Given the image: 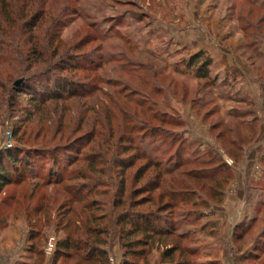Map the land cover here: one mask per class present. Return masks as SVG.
I'll return each mask as SVG.
<instances>
[{"label": "rangeland", "instance_id": "rangeland-1", "mask_svg": "<svg viewBox=\"0 0 264 264\" xmlns=\"http://www.w3.org/2000/svg\"><path fill=\"white\" fill-rule=\"evenodd\" d=\"M31 11L42 13L36 31L43 39L48 42L57 32L58 39L63 42L62 48L73 60L101 64L98 70L89 72L61 71L81 83L93 82L95 91L86 98L36 108L30 94L19 92L24 88L31 90L28 77L31 72ZM252 43H256L257 48ZM199 46H206L204 50L218 64L215 71L219 78L214 86L204 85L203 80L194 78L193 72L182 75L179 71L186 69L183 64ZM211 49L220 60L213 57ZM50 51L49 48L45 53ZM257 54L264 56V0H0V146L8 141L25 148L39 147L49 152L48 159L50 148L59 146L62 149L59 160L69 167L67 176L71 171L89 173L88 159L93 160V155L97 157V172L91 176L86 174L90 179L66 180L62 186L45 187L42 180H31V193L34 186L39 185L31 194V213L34 207L42 205L35 218L39 220L38 226L44 223L48 226L47 237L54 234L59 240L67 233H75L89 238L90 227H108V233L103 236L107 239L104 247L110 253L111 263L121 264L124 249L116 219L119 213L130 209L134 200L147 195L136 197L133 192L145 181H136L135 174L138 164L145 160H137L136 166L120 174L121 164L135 158L136 151L129 146L134 142L142 145L147 155L151 154L164 164L169 160L176 163L188 159L190 163L182 169L200 167V160L208 158L211 152L231 163L236 179L225 189L231 198L226 201L228 203L218 206L221 203L211 201L209 189L202 188V181L192 186L195 193H188L190 201L184 204L181 198L169 209L173 211V219L180 221L177 230L190 231L187 238H173V242L180 244V249H196L194 255L193 252L188 255L187 251L183 256L192 264H208L209 254L221 264L226 263L227 258L232 264H264V251L259 250L264 236V192L257 189L253 192L251 187L255 185L251 183L253 176L261 171L258 161L264 153L263 142L245 151L241 164L235 163L223 149L225 141L236 139L246 143L252 135L251 127L240 125L238 118H227V114L252 110L257 115L263 114L264 124V58ZM110 59L113 61L108 62ZM223 65L238 67L240 74L230 72L229 68L225 71ZM95 78L99 81L95 82ZM19 80L23 82L17 85ZM129 83L131 86H127ZM122 87L139 89L138 92L143 93L134 95L137 91L128 90L127 100L118 92ZM210 99L213 102H208ZM217 99L220 111L215 104ZM141 103L145 109L150 106L149 112H156L158 119L172 123L182 119L184 125L164 124L158 132L153 131V127L161 123L158 120L150 124L142 122L145 111L139 106ZM252 117L251 114L244 116ZM227 121L231 123L225 126ZM217 122H221L219 126L215 125ZM91 129L94 135L84 134ZM225 129L220 141L218 133ZM154 132L157 136L152 135ZM122 133L132 137L133 142L129 138L120 141ZM107 136L114 138L106 142ZM178 149H182L181 156ZM76 156L79 160L69 165ZM95 182L101 183L99 188L82 202L74 201L72 191H67L71 185L81 188L79 194H83L90 189L83 185ZM166 187L163 185L154 192L159 205L168 201L159 196ZM261 188L264 191V183ZM237 192L240 197L235 198ZM5 193L28 198L30 189L19 187ZM201 195L210 200L209 205L202 206ZM122 198L126 200L125 206L117 204ZM14 200L12 205L16 204ZM92 201L96 203L85 209L86 203ZM28 202L25 200V205ZM136 209L153 210L156 205L147 202ZM205 211L212 212L211 218L219 219L227 227L222 237L218 223L204 227L210 219ZM249 214L258 221L243 240H236L241 250H249L245 254L235 250L231 230ZM65 225L68 228L65 229ZM255 252L260 254L259 260L253 257ZM161 253L160 247H154L148 259L135 260L140 264H163ZM54 257L55 253L52 260Z\"/></svg>", "mask_w": 264, "mask_h": 264}, {"label": "trees", "instance_id": "trees-1", "mask_svg": "<svg viewBox=\"0 0 264 264\" xmlns=\"http://www.w3.org/2000/svg\"><path fill=\"white\" fill-rule=\"evenodd\" d=\"M41 16L42 13L40 15V13L31 11V72H28V77L31 80V90L30 88H24L19 92L30 94L31 102L36 108L45 106L49 103L68 102V100L74 98H86L95 91L93 82H91V84L81 83L72 77H67L61 71L86 70L89 72L98 70L101 64H82L80 60H73L71 55L67 53L68 51L62 48L63 42L58 39L57 32L48 39V42L46 39H43L38 35V31H36L39 27L38 23ZM252 44L254 45V48H257L256 43ZM249 45H251V42ZM9 46H13V44H10ZM49 48L52 51L45 53ZM257 56L264 58L261 54H257ZM111 61H113V59H110L108 62ZM40 64L45 66L41 67ZM183 65L186 69L179 70L182 75H187L186 72H193L194 78L197 80H203L205 82L204 85L214 86L217 84L219 76L215 71V66L217 67L218 64L207 51L199 50L196 53H192L186 64ZM227 79L228 76L224 81L226 82ZM96 80L99 81V78H95V82ZM127 86H131V83ZM128 90L137 91L134 95H142L143 93V91L142 93L138 92L139 89H129L126 87H122L118 92L121 97L128 100ZM141 98L146 100L145 97ZM217 101L219 102V99H217L215 103L219 109L221 108V104L217 103ZM245 101L240 100V102ZM208 102L213 101L210 99ZM249 102L253 103V105L255 103L252 99H250ZM139 106H141L142 109L144 108L142 103L139 104ZM147 108H144L145 112L143 113L145 119L141 117L140 119H143L142 122H145L146 124L158 120L161 124L157 127H153L152 130L155 132H158V129L162 128L164 124H176L178 126L184 125L182 119H177V123H172L171 120L167 121L166 119H158L157 113H150V106ZM247 114H251V116H253L252 119L244 118ZM227 118H238L236 120L240 125L251 127L250 130L252 135L250 136L249 142L241 143L236 139H231L227 142L225 141L226 147H223V149L227 156L235 163H238L242 160L248 145L254 142L257 138L261 119L255 111L252 110L246 111L245 113H234ZM221 122H217L215 125L219 126ZM230 123L231 121H227L225 126ZM228 130L229 132H232L231 128ZM225 131L226 129L218 133L220 141L224 137V133H226ZM86 132L84 134H90V137L95 134L92 129L87 130ZM155 132L152 135H155ZM127 136L129 135L122 133L119 136L120 141H124V138H129L128 140L133 142L132 137ZM112 137L113 136H107L106 142L112 140L114 138ZM130 144L131 145L129 146L136 151L135 158L127 164L122 163V171L119 173L123 175L127 168L136 166L137 160H145L144 163H141L140 165L138 164L135 171L136 181H145L143 185L135 189L133 192H135L134 195H136V197L145 193H147V195L134 200L130 209H126L119 213L116 219L115 225L117 224V227L119 228L117 233L119 234L121 245L124 249L121 264H140L135 259L141 258L145 261L150 256L154 247H160L162 249L161 261L163 264H192L190 259H185L183 256L187 251H189L187 253L188 255L191 254L190 252H193L192 255H194L196 249H192L191 247H182L180 249V244L173 242V238H187L190 231L177 230L180 226V221L173 219V211H169V209L175 207L181 198L184 204L190 201L188 193H195L192 186L195 183L202 181L204 182L202 188L209 189L210 197L213 199H211V201L214 203H221L225 196L226 187L236 177L235 168L225 160L222 155L211 152L212 155H209L208 158L200 160V167L182 169L190 163L188 159L176 163H171L169 160L164 164L162 160L154 159L151 154L147 155L146 149L142 145H135L134 142ZM222 144L224 145V143ZM23 146L20 147L19 143H16L13 147L0 151V224H6L12 217H24L31 226V238L34 241L33 246L38 253L45 255L43 247L41 249L40 245L41 240L46 239L47 237L46 229L48 226L45 227V223L43 224L44 226H38L39 220L35 218L38 211L42 209V205L34 207L32 209L34 212L31 213V197L33 192H36L39 187V185L36 184L31 193V180L40 179L43 181L42 186L45 187L51 185L62 186L66 180L90 179V176L97 172L95 167V158L97 157L93 155V160H91V157L88 159L90 162L89 166H87L89 173L85 171H71L70 175L67 176V168L69 167L66 168V165L63 166L59 160V154L62 152V149H60L59 146L52 149L50 148L51 155L49 159L47 156L49 153L48 151H44L39 147L25 148ZM231 146L234 148L232 149ZM42 147L48 149V147ZM44 152L46 153L43 154ZM177 152L181 156L182 149H178ZM94 154H96V152ZM76 160H79V157L76 156L74 160L69 162V165L74 164ZM46 167L47 170L44 171ZM86 174L90 176H87ZM205 181H209V184L206 185ZM122 183H124V181H122ZM262 183H264V178L256 185L257 190H260V192H264L261 188ZM100 184V182H95V184L85 183L83 185L84 188L90 187V189L83 194H79L81 188H76L71 185L68 187L69 190L67 191H72V199H74V201L82 202L88 196L92 195ZM163 185H167V189H163V192L159 196L160 198H168V201L159 205L154 197V192L162 188ZM26 186L30 189L28 198L25 196H19L17 198L16 193H10L9 196L8 193H5L6 190H12L13 192L15 188H24ZM122 187V194L124 196L125 187L123 184ZM201 196L204 199L202 206L209 205L210 200L206 199L207 197H204L203 195ZM15 197L16 200H14ZM13 200L16 201V204H14L15 206L12 205ZM25 200H29L27 205H25ZM21 201L23 203H21ZM147 202L154 203L156 209H136L138 206ZM95 203L96 201L89 202V204L86 203L87 205H85L84 208L87 209L88 205ZM117 204L125 206L126 200L122 198ZM164 211L169 212L165 214ZM257 221L258 219L253 217L248 223L237 228V231L235 232V239L237 242H240L245 238V235L254 228ZM216 223L217 222L214 221H208L205 223L204 227L206 225L211 227L212 225H216ZM66 228H68V226L65 225V229ZM108 231V227L101 229L90 227L88 230V233L90 232L89 238L76 236L75 233H67V235L58 240L53 264H60L61 262L64 264H112L110 253L104 247V245L107 244V239L103 236L106 235ZM259 239L257 241L258 246L261 245ZM261 239L263 242L259 250L264 251V236ZM239 249H241V246ZM256 253L257 252L254 253L253 257L259 260L260 254ZM208 258V264H221L219 259H212L211 254L208 255Z\"/></svg>", "mask_w": 264, "mask_h": 264}, {"label": "crops", "instance_id": "crops-1", "mask_svg": "<svg viewBox=\"0 0 264 264\" xmlns=\"http://www.w3.org/2000/svg\"><path fill=\"white\" fill-rule=\"evenodd\" d=\"M205 48H207V47L206 46L205 47L199 46L196 48L195 53L199 50H204ZM211 53H212L214 58H216L217 60H220L219 57H217L214 54V51L212 49H211ZM221 62L223 64V61H221ZM223 66L226 68L225 71H227L229 68L230 72H232L234 74H240L241 69H239L238 67L235 68V67L229 66V65H223ZM236 113H238V112H236ZM239 113H241V112H239ZM227 115L230 116L231 114L229 113ZM258 116L261 119L259 134H258L257 138L254 140V142H252L246 148V151L253 149L254 147H256V145L258 146L259 143L263 142V152H264V131H263L264 124H263V119H262L263 114L258 115ZM262 154H263V156H261L260 160L258 161V166L261 167V171L259 170V175L253 176V178L251 180V183L255 184V185L251 186L253 188V192L256 191V189H257L256 188L257 183L264 178V162H263L264 153H262ZM242 161L243 160H241L238 164H241ZM235 179H236V177H235ZM246 191H247L246 199L248 200V198H249L248 190H246ZM251 194H252V191H251ZM237 197H240V193H238V192L235 193V198H237ZM232 198H234V195ZM228 199L231 200L230 195H228L227 191H225V196L223 198V201L221 202V204H218V206H223L225 203H228V202H226V201H228ZM205 213H206V211H205ZM207 213H206V215H210L209 221L217 222L219 224V226L221 227V228H219L220 229L219 232H220V236L222 237L223 231L224 230L227 231L226 230L227 227L225 228L224 224L220 223L219 219H212L211 218L212 212L211 213L207 212ZM250 214L248 216H246L242 222L234 225L233 229L231 230V235L233 236L232 241H233V246H234L235 250L238 252L245 253V254H248L249 250L239 249V246L237 245L236 239H235V235H236L235 232L237 231V228L239 226L245 225L246 223H248L252 219ZM230 218H231V216H230ZM228 225L229 224H227L226 226H228ZM228 227H230V226H228ZM44 243H45V239L41 240V245H40L41 249H42ZM33 244H34V241L31 238V226L24 217H12L8 220V222L6 224H4V225L0 224V264H53L52 258L38 253L36 248L33 246ZM245 257H247V255H245ZM245 257H244V260H246ZM230 261H228V258H227L226 263H225V261L223 263L224 264H232ZM246 264H249V263H246Z\"/></svg>", "mask_w": 264, "mask_h": 264}, {"label": "built area", "instance_id": "built-area-1", "mask_svg": "<svg viewBox=\"0 0 264 264\" xmlns=\"http://www.w3.org/2000/svg\"><path fill=\"white\" fill-rule=\"evenodd\" d=\"M9 135H11V132H9ZM12 145H13L12 143L9 144L7 141L6 143H4V145L0 146V151L5 150L4 148H9ZM57 243H58V237L54 234H49L43 245V250L47 257H52L54 255L57 249Z\"/></svg>", "mask_w": 264, "mask_h": 264}, {"label": "water", "instance_id": "water-1", "mask_svg": "<svg viewBox=\"0 0 264 264\" xmlns=\"http://www.w3.org/2000/svg\"><path fill=\"white\" fill-rule=\"evenodd\" d=\"M23 82V80H19L16 82L17 85H20Z\"/></svg>", "mask_w": 264, "mask_h": 264}]
</instances>
